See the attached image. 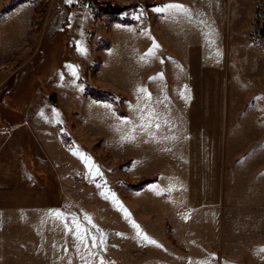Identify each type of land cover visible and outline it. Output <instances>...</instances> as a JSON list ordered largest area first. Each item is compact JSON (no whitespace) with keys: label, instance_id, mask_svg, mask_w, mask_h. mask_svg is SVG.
Listing matches in <instances>:
<instances>
[{"label":"rangeland","instance_id":"obj_1","mask_svg":"<svg viewBox=\"0 0 264 264\" xmlns=\"http://www.w3.org/2000/svg\"><path fill=\"white\" fill-rule=\"evenodd\" d=\"M85 1L0 0L2 264H178L185 249L168 218L145 217L138 236V217L123 210V198L135 204L133 192L149 184L131 179L120 157L125 99L111 92L114 100H102L113 112L88 88L103 90L94 84L111 24L140 14L150 25L152 6L166 2L161 47L224 70L229 136L234 101L264 90V0H96L125 7L118 14ZM114 39L120 50L121 33ZM111 75L105 83H119ZM152 237L159 248L143 246ZM170 254L173 262H162Z\"/></svg>","mask_w":264,"mask_h":264},{"label":"crops","instance_id":"obj_2","mask_svg":"<svg viewBox=\"0 0 264 264\" xmlns=\"http://www.w3.org/2000/svg\"><path fill=\"white\" fill-rule=\"evenodd\" d=\"M165 5L152 6L158 21L153 16L150 25L140 14L111 24L94 84L125 99L120 157L130 161L128 176L155 179L133 192L135 204L123 198V210L138 217V236L146 231L145 217L168 218L185 249L180 264H264V90L234 101L227 136L224 70L187 64L177 51L162 49L165 13L156 9ZM108 72L119 83H105ZM97 103L115 110L109 101ZM160 242L143 246L159 248ZM165 258L173 262L171 254Z\"/></svg>","mask_w":264,"mask_h":264},{"label":"trees","instance_id":"obj_3","mask_svg":"<svg viewBox=\"0 0 264 264\" xmlns=\"http://www.w3.org/2000/svg\"><path fill=\"white\" fill-rule=\"evenodd\" d=\"M92 4L94 8H97L98 11H104L105 13H110V14H118L123 12L125 7H123L120 10H117V6L115 4L109 3V2H101V1H92ZM88 92L92 95V97L98 99V100H109L112 101L113 99V94L110 91L106 90H96L95 88H88ZM120 114L124 115L123 111H120ZM155 179L149 178V179H143L142 182L139 183V185H146Z\"/></svg>","mask_w":264,"mask_h":264},{"label":"snow or ice","instance_id":"obj_4","mask_svg":"<svg viewBox=\"0 0 264 264\" xmlns=\"http://www.w3.org/2000/svg\"><path fill=\"white\" fill-rule=\"evenodd\" d=\"M167 8H182V5H175V4H170L166 6ZM164 8H157L156 11H164ZM81 51H83V49H81ZM73 74H75V71L73 70ZM143 91V90H142ZM101 235L103 236V233H101ZM261 251H264V249H262Z\"/></svg>","mask_w":264,"mask_h":264},{"label":"water","instance_id":"obj_5","mask_svg":"<svg viewBox=\"0 0 264 264\" xmlns=\"http://www.w3.org/2000/svg\"><path fill=\"white\" fill-rule=\"evenodd\" d=\"M50 101L54 104H56L58 102V96L56 93H54L51 97H50Z\"/></svg>","mask_w":264,"mask_h":264},{"label":"built area","instance_id":"obj_6","mask_svg":"<svg viewBox=\"0 0 264 264\" xmlns=\"http://www.w3.org/2000/svg\"><path fill=\"white\" fill-rule=\"evenodd\" d=\"M84 6L87 7V8L91 7L92 6V1L91 0L85 1Z\"/></svg>","mask_w":264,"mask_h":264}]
</instances>
